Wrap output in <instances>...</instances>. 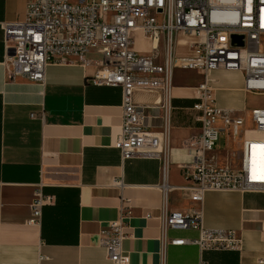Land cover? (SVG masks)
Segmentation results:
<instances>
[{"label": "crops", "instance_id": "1", "mask_svg": "<svg viewBox=\"0 0 264 264\" xmlns=\"http://www.w3.org/2000/svg\"><path fill=\"white\" fill-rule=\"evenodd\" d=\"M27 2L0 0V264H109L100 233L122 208L129 211L123 241L128 264H264V192L205 194V226L237 230L241 250L200 252L195 244H173L175 238H196L198 231L163 225L170 210L191 205L190 191L183 188L191 182L181 164L188 158L184 140L200 131L191 105L201 75L196 72V85L172 87L169 108L161 106L165 98L158 90L134 94L145 126L169 133L164 189L160 159L123 160L114 147L122 91L93 82L98 54H89L88 65H48L44 85L8 74L1 24L23 19ZM146 42L134 33V48L149 53ZM211 76L217 104L252 125L240 133L223 132L210 154L217 164L237 166L244 137L254 134L247 106L252 93L244 90L239 71L215 70ZM223 135L225 142L218 145ZM38 189L53 201L43 207L40 223L30 224Z\"/></svg>", "mask_w": 264, "mask_h": 264}, {"label": "built area", "instance_id": "2", "mask_svg": "<svg viewBox=\"0 0 264 264\" xmlns=\"http://www.w3.org/2000/svg\"><path fill=\"white\" fill-rule=\"evenodd\" d=\"M1 27L11 77L20 75L44 85L48 65L73 61L88 65L89 54H98L100 68L93 82L122 91V120L114 147L123 160L160 159L164 189L169 133L145 126L134 94L158 90L165 98L161 106L169 108L176 71L199 73L202 79L191 108L198 113L200 131L184 140L188 158L181 164L191 182L183 187L190 191L191 205L170 210L163 225L198 231L196 238H175L173 244H195L200 252L242 249L237 230L205 226L203 202L209 191L264 192V106L249 110L254 134L244 137L239 164L215 163L210 154L220 135L242 132L244 120L237 111L217 104L211 74L239 71L245 91L264 94V0H28L24 18L2 22ZM137 31L152 43L149 53L134 48ZM254 145H261L260 151L253 150ZM259 153L262 167L253 159ZM52 201V195L38 189L28 223L39 224L43 207ZM128 214L122 208L120 216L101 230L109 264L129 263L123 249Z\"/></svg>", "mask_w": 264, "mask_h": 264}, {"label": "rangeland", "instance_id": "3", "mask_svg": "<svg viewBox=\"0 0 264 264\" xmlns=\"http://www.w3.org/2000/svg\"><path fill=\"white\" fill-rule=\"evenodd\" d=\"M140 36H141V41L148 42L149 39L146 38L140 31H137ZM146 42V43H147ZM150 42V41H149ZM148 42V43H149ZM151 46V42L149 43ZM143 47V45H142ZM200 81V76L195 72V71H184V70H179L177 74L175 75L174 79V85L180 84V85H196ZM247 106L249 109L255 107V106H264V94H250V96L247 99ZM247 127H252V125L249 124L248 118L247 122L243 125V129ZM225 136H221L218 145H221L222 143L225 142Z\"/></svg>", "mask_w": 264, "mask_h": 264}, {"label": "bare ground", "instance_id": "4", "mask_svg": "<svg viewBox=\"0 0 264 264\" xmlns=\"http://www.w3.org/2000/svg\"><path fill=\"white\" fill-rule=\"evenodd\" d=\"M151 45H152V43H151ZM261 145H254L253 146V150H258V151H260V149H261ZM254 160H255V163H256V165L258 166V167H262V163H263V155L261 154V153H259V155L257 156L256 154H254V158H253Z\"/></svg>", "mask_w": 264, "mask_h": 264}]
</instances>
